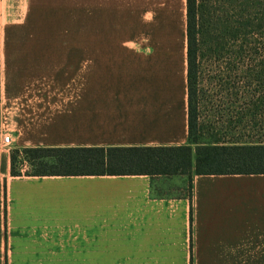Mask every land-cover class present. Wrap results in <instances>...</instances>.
I'll list each match as a JSON object with an SVG mask.
<instances>
[{
  "label": "crops",
  "instance_id": "obj_1",
  "mask_svg": "<svg viewBox=\"0 0 264 264\" xmlns=\"http://www.w3.org/2000/svg\"><path fill=\"white\" fill-rule=\"evenodd\" d=\"M71 1L0 0L12 149L186 145V0H91L88 58ZM10 156L0 264H264V174L12 176Z\"/></svg>",
  "mask_w": 264,
  "mask_h": 264
},
{
  "label": "trees",
  "instance_id": "obj_2",
  "mask_svg": "<svg viewBox=\"0 0 264 264\" xmlns=\"http://www.w3.org/2000/svg\"><path fill=\"white\" fill-rule=\"evenodd\" d=\"M217 20L206 10L208 0H186V91L187 144L175 147L129 148H30L22 154L47 171L36 170L26 176H174L259 175L264 174V77L246 75V81L231 76L203 77L202 62L232 63L264 58V1L223 0ZM232 13V15H229ZM255 88L252 92L229 89ZM217 90V91H215ZM226 99V104L242 100L238 111L225 110L219 101L215 122L218 128L208 134L210 140L198 143L200 102L211 103L209 93ZM249 122H245L247 119ZM247 129V133H246ZM202 130V128H201ZM244 136L250 137L248 140ZM251 137H256L252 140ZM12 176H20L10 156ZM191 221V214H190Z\"/></svg>",
  "mask_w": 264,
  "mask_h": 264
},
{
  "label": "rangeland",
  "instance_id": "obj_3",
  "mask_svg": "<svg viewBox=\"0 0 264 264\" xmlns=\"http://www.w3.org/2000/svg\"><path fill=\"white\" fill-rule=\"evenodd\" d=\"M98 1V0H96ZM210 3L208 4V6H206V10L210 11L209 16L214 19L217 20L218 17H220L222 14H224L222 11L223 10H227L229 11V6L226 7L223 3V0H208ZM232 1V0H229ZM233 1H237V0H233ZM264 0H255L254 3H260ZM59 2V0H57V2L51 6V9L56 10L55 6L58 8V12H59V7L57 5V3ZM65 3H72L71 0H64ZM128 0H125V6L126 7H130V5H127ZM180 0H178V10L179 5H180ZM80 4V20H81V45H82V51H84L85 55H82V58H88L87 57V45H88V40L87 37L84 36V34L86 31L84 28L86 27V25L89 23V18L90 15L88 13L90 4H91V0H80L79 1ZM93 4H94V0H93ZM61 13V12H59ZM229 15H232V13H229ZM50 16L54 19V18H58L59 16H61V14H50ZM131 45V44H130ZM83 53V54H84ZM180 58V57H179ZM201 67L202 68H206L207 71H205L204 74V78L206 81L210 80V77L216 76L218 77V75L220 76H231L232 78H239L238 80L243 82L248 80L247 78H241V76H246V75H251V76H257L260 75L262 77H264V58H256L252 61H239V62H232V63H207V62H202L201 63ZM243 79V81H242ZM232 92H239L238 94L242 93V92H252L253 90H256L255 88H249V89H245L243 87L239 88L236 87V89H229ZM246 90V91H244ZM217 91V90H215ZM215 91L209 93V96L211 97V103L210 104H204L203 102H200V107H199V120L198 123L200 125L199 128V132H202L198 135V143H205L208 142L210 140V138H208V134H210L211 131H215L214 128H218V124L215 122L216 117H217V111H218V105H219V101L220 102H224L225 103V110H227V108H229L230 110H233L235 108L236 112L238 111L237 108H239V105L241 104L242 100H240L239 103L236 104H231L230 102L229 104H226V97L220 99L217 96H214V94L216 93ZM259 120L264 121L263 118H260ZM250 119L248 118L245 122H249ZM1 125H8L6 123L1 124ZM202 128V130H201ZM247 129H246V133H247ZM12 136V135H11ZM250 137H246L244 136V139H249ZM252 140H256V137H251ZM15 146L14 142H12V145L10 146L9 150L10 151V155H12V157L14 158V169L15 170H22L23 174H31L33 173L36 168L39 171H47L46 167H42L39 166L38 162H41V164H50L52 162L51 159L46 160L43 159L41 161L36 160L35 162L31 163L24 154H22V151L24 149H22L20 152L17 150L12 149Z\"/></svg>",
  "mask_w": 264,
  "mask_h": 264
},
{
  "label": "built area",
  "instance_id": "obj_4",
  "mask_svg": "<svg viewBox=\"0 0 264 264\" xmlns=\"http://www.w3.org/2000/svg\"><path fill=\"white\" fill-rule=\"evenodd\" d=\"M11 131L8 125L0 124V150L8 151L12 145Z\"/></svg>",
  "mask_w": 264,
  "mask_h": 264
}]
</instances>
